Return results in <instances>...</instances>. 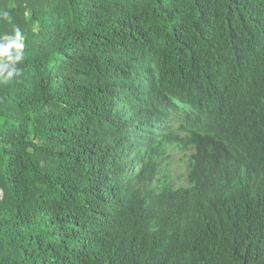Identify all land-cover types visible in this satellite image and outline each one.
Listing matches in <instances>:
<instances>
[{"label": "trees", "instance_id": "trees-1", "mask_svg": "<svg viewBox=\"0 0 264 264\" xmlns=\"http://www.w3.org/2000/svg\"><path fill=\"white\" fill-rule=\"evenodd\" d=\"M0 264H264V0H0Z\"/></svg>", "mask_w": 264, "mask_h": 264}, {"label": "rangeland", "instance_id": "rangeland-1", "mask_svg": "<svg viewBox=\"0 0 264 264\" xmlns=\"http://www.w3.org/2000/svg\"><path fill=\"white\" fill-rule=\"evenodd\" d=\"M188 158L183 153L177 152L171 161L167 172L170 179L176 182L177 186L185 185V173L187 168Z\"/></svg>", "mask_w": 264, "mask_h": 264}, {"label": "clouds", "instance_id": "clouds-1", "mask_svg": "<svg viewBox=\"0 0 264 264\" xmlns=\"http://www.w3.org/2000/svg\"><path fill=\"white\" fill-rule=\"evenodd\" d=\"M16 35H17V37H19V36H20V34H19V30H17V33H16ZM8 76H9V77H11L12 75H11V74H8Z\"/></svg>", "mask_w": 264, "mask_h": 264}]
</instances>
